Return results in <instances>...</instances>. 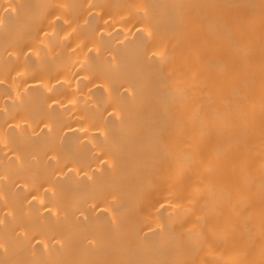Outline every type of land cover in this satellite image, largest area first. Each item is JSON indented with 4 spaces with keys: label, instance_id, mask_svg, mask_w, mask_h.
<instances>
[{
    "label": "bare ground",
    "instance_id": "obj_1",
    "mask_svg": "<svg viewBox=\"0 0 264 264\" xmlns=\"http://www.w3.org/2000/svg\"><path fill=\"white\" fill-rule=\"evenodd\" d=\"M0 107V264H264V0H0Z\"/></svg>",
    "mask_w": 264,
    "mask_h": 264
},
{
    "label": "rangeland",
    "instance_id": "obj_2",
    "mask_svg": "<svg viewBox=\"0 0 264 264\" xmlns=\"http://www.w3.org/2000/svg\"><path fill=\"white\" fill-rule=\"evenodd\" d=\"M4 108H5V107H4ZM4 108H1V107H0V109H4ZM32 109H35L36 112H34L35 110H32ZM32 109H31V107H30V109H29V110L27 109L26 112H27V113H30L31 110H32V112L36 113V114H35V117H37V120H36V118H34V117H33V118H34V120H36L38 123L35 124V121H34V125L36 126V128H37V130H38L36 136H38L37 138H38V140H40L39 138L41 137V135H45V136H46V134H47V130H48V125H46V122H47V121L44 122V121H45V120H44V121H43L44 123H43V122H42L43 116H42V118H41V115L36 116V115L40 112V111H37V110H40V108H39V109H38V108H37V109H36V108H32ZM31 114H32V113H31ZM2 115H3V116H2ZM4 115H5V112H4V114H3L2 111H1V112H0V118H1V117L3 118ZM44 115H45V114H44ZM39 116H40V117H39ZM15 117H16V121H15ZM15 117H13V116L10 117V118L7 117V120L9 119V121H13L14 125H12V122H10L11 124H7L6 122H9V121H6V122H5L6 124L3 122L5 126H4L3 123H2V124L0 125V127H1V128H2V127L7 128V126H9V129H10L11 131H13L14 128H15L16 126H18V127H19V126L22 127V126H23V123H24V121H23V119H22L23 116H21V115L19 114V115H16ZM46 117H47V115H46ZM44 118H45V117H44ZM38 119H39V120H38ZM40 120H41V122H39ZM22 121H23V122H22ZM15 122H16V123H15ZM20 122H22V123H20ZM40 123H41V124H40ZM39 124H40V125H39ZM44 124H45V125H44ZM42 125H43L44 127H43ZM12 126H13V127L15 126V127H14L13 129H11ZM38 127H40V128H38ZM5 128H3V129H5ZM16 128H17V127H16ZM23 128H25V125H24ZM41 128H42V129H41ZM7 129H8V128H7ZM9 129H8V130H9ZM39 129H41V130L39 131ZM16 130H21V129H18V128H17ZM16 130H15V132H16ZM17 132H18V131H17ZM38 140L36 141V145L33 146V147H31V148L28 150V153H32V154H34V155H33L34 157L36 156V157L38 158V160H36L37 158H35V164H38V163H39V165H41V162L43 163V161H45V164H46V163L48 164V162H46V160L48 161V159H49V158H48V157H49V154H48V157H46V158L43 157V155H44V156H47L46 153H48V150H47L48 148H44L45 150H44V149H41V147H40V145H39V143H38V142H40V141H38ZM37 145H38V146H37ZM35 147H36V148H35ZM37 149H38V150H37ZM2 150H3V149H2ZM4 150H5L6 152H5ZM4 150H3L2 154H3L5 157H7V156H6V155H8L7 153L10 152V153H9V154H10V157H7V158H10L11 160L17 162L18 157L15 156V157H17V159H16L15 157H13L14 154L17 155V153H16L15 151H12L11 148H9L10 151H9V150H6V149H4ZM30 150H31V152H30ZM39 151H40V154H38ZM33 152H34V153H33ZM37 152H38V153H37ZM43 152H44V153H43ZM12 153H13V154H12ZM32 154H28V155H30V158L32 157ZM38 155H42L41 158L43 157V158H42L43 160H41V158H40ZM34 157H33V158H34ZM30 158H28V162H29V163H30V160H31ZM44 158H45V159H44ZM47 158H48V159H47ZM29 159H30V160H29ZM18 162H19V160H18ZM36 162H38V163H36ZM27 164H28V163H27ZM39 165H37V167H39V169H40L41 166H39ZM1 171H2V169H0V174L2 173ZM38 172H39V171H38ZM17 178H18V177H17ZM15 179H16V178H15ZM15 179L13 180L14 183L18 180V181H20L19 183H22V184H20V185L24 186V185H23V182L20 180V178H18V179H16V180H15ZM16 183L18 184V182H16ZM16 183H15V185L11 183V187H12L11 189L13 190V189L15 188V189H14L15 192L18 193V195H19V197H20V199H21V200L19 199V201L23 202V201L25 200V199H24V200L22 201V196H23V194H24V193H23V191H24V187H22V188H20V187L17 188V187L19 186V184H18V186H17ZM45 187H46V186H45ZM20 190H23V191H20ZM0 191H1V189H0ZM0 193H1V192H0ZM13 193H14V191H13ZM16 195H17V194H16ZM16 195H15V196H16ZM18 195H17L16 197H18ZM0 199H1V196H0ZM28 199H29V198H27V200H28ZM16 200H17V199H16ZM19 201H18V203H16L15 205H11V206H7V205H5V207H4V204H2V203H3V202H2V203H1V204H2L1 207H2V208H6V207H7V208H6V209H2V210H1V208H0V212H2V211L4 210V213H3V212L0 213V217H1L3 214L7 217V216H9V213L12 214V215H10V216H13V212H14V211H16V213H17L16 217H18L19 214H20L21 212H23L24 209H26L27 206L25 207V205L27 204V202H29V201H26V200H25V201H26V202L24 201L25 205L22 203V205L25 207V208H23L22 205L19 204ZM17 204H18V205H17ZM13 206H14V208H13V210H12V212H11V210H9V208L11 207L10 209H12ZM17 206H18V207H17ZM14 209H15V210H14ZM7 210H8V211H7ZM19 211H20V212H19ZM20 215L22 216V213H21ZM14 217H15V215H14ZM15 228H17V232L19 233V230H20V229L18 228L17 225L15 226ZM15 228H14V229H15ZM18 229H19V230H18ZM13 233H14V235H18V233L16 234V229L13 231ZM14 237H15V236H14Z\"/></svg>",
    "mask_w": 264,
    "mask_h": 264
}]
</instances>
